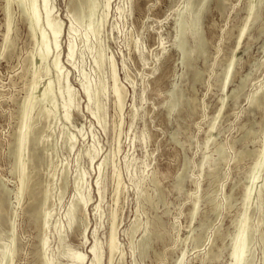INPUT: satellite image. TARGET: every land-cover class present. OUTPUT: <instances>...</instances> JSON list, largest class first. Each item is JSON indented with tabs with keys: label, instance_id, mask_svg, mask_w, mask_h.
I'll return each mask as SVG.
<instances>
[{
	"label": "rangeland",
	"instance_id": "374dc122",
	"mask_svg": "<svg viewBox=\"0 0 264 264\" xmlns=\"http://www.w3.org/2000/svg\"><path fill=\"white\" fill-rule=\"evenodd\" d=\"M94 1L97 7L93 22L96 21L94 25L98 22L100 29L97 38L91 36L86 44L83 29L73 21L75 14L69 0H51L52 11L62 23L60 62L64 74L68 75L67 82L62 79L60 85L63 90L71 88L74 104L69 122L63 120L62 110L57 114L59 117L55 116L57 119L50 130L53 164L45 156L38 171L37 181L41 186H38L36 206L41 212L51 214L44 231L41 218L36 223L28 219V197L24 196L21 205L17 204L18 176L13 173L14 159L10 153L22 122L19 110L32 83L30 53L39 45L34 43L29 23L22 18L14 2L11 5L14 44L7 53H2L6 0H0V183L9 192L7 217L11 220L0 224V264H7L5 251L12 231L17 240L14 264H42L40 241L44 235L48 237L46 256L54 264H74L76 252L85 255L82 264H90L94 241L102 259L95 264H176L182 253V264H228L230 239L236 233V223L243 211L246 179L261 151L264 136V99L260 108L248 109L249 98L264 87V6L261 20L252 26L238 46V63L228 86L222 91L221 79L247 18L248 0H225L222 7L216 1L210 2L200 22L207 45L205 55L192 62L184 78L182 74L186 69L181 63L177 36L179 16L185 11L187 0ZM39 25L35 29L38 36L45 26L42 19ZM70 26L78 33L75 66L66 59ZM49 43L50 55L47 62L42 63V74L47 72L57 91L56 75L49 71L56 52ZM98 51L103 56L101 64L96 63ZM111 59L116 66L119 86L125 92L121 111L111 93ZM194 72L200 73L197 81L193 80ZM243 78L240 96L234 101L229 96ZM81 81L90 82L92 91L97 92L96 103L88 104ZM40 85L38 88L42 90ZM173 88L181 91L186 104L178 114L168 116L163 105ZM222 96L227 97L226 104L216 122L213 140L206 143L209 125ZM95 107L97 118L89 110ZM133 112L134 120L130 124ZM30 114L35 117L36 110ZM40 123L37 128L47 126L46 122ZM118 123L120 128L116 126ZM45 133L42 132V136ZM72 135L75 147L66 151L64 139ZM219 146L222 147L220 155L216 152ZM90 147L97 152L92 164L86 156ZM78 152L81 155L78 166L84 171L82 193L87 204L77 213L76 224L69 229L67 209L74 197ZM203 158L209 162L218 160L210 168L209 163L201 164ZM102 161L99 173L97 168ZM185 161L186 179L179 189L176 178ZM64 166L68 170L67 189L58 200ZM262 171L258 182L264 176ZM116 175L121 178V188L115 196ZM48 182L51 190L47 206V202L43 204V188ZM196 198L199 199L198 211L191 222L190 213ZM112 208H115V236L120 251L109 263L107 244ZM251 215V222L256 225L259 215ZM261 219L263 222L252 243V264H262L264 247L258 235L264 233V198ZM136 220L139 228L131 234L129 228ZM58 228L64 236L63 242L58 240ZM145 229L152 240L148 239L145 253L140 254L136 247ZM196 236L200 238L198 242L191 239ZM212 255L217 258H208Z\"/></svg>",
	"mask_w": 264,
	"mask_h": 264
},
{
	"label": "bare ground",
	"instance_id": "6f19581e",
	"mask_svg": "<svg viewBox=\"0 0 264 264\" xmlns=\"http://www.w3.org/2000/svg\"><path fill=\"white\" fill-rule=\"evenodd\" d=\"M109 1L110 0H106V3H108ZM212 1H216L217 5L222 7L225 0H187L185 11L181 13V15L179 16V20H178L179 32L177 36V48L180 51L181 63L184 65L186 69V71L182 74V78H184L188 74L192 62L196 59H200L202 56L205 55V50H206L207 45L205 42L206 40L204 39L203 34L201 32L202 28L200 27V22L203 19V16L206 14L209 4ZM14 2H16L18 7L20 8L22 18L26 22L29 23L30 36L34 40V43L37 42L36 45L37 44L39 45L37 46L39 48L34 49L30 53L29 62L32 67V76H33L32 83H31V87L29 90V94L26 97V99H24L25 101L24 102L22 101L23 104L21 105L20 110H19V115L21 116L19 118H21L20 120H22V122H21V126L18 132L15 134L14 142L12 144L11 151H10L14 159V162H13L14 168H12L14 170L13 173L18 176V186L15 192V197H16L18 205L20 204L21 200L24 199V196L28 197L30 201L29 210L27 211V214L29 217L28 219H30V222L33 221V223L34 222L36 223L41 218L43 222L41 223L42 228L44 231H46V229L48 228L51 214L49 211L41 212L39 207L36 206V203L38 201L37 199L38 186L40 185L39 182L37 181V176H38L39 167L41 166L42 161L44 160L45 156L47 160H49L50 163L53 164V161L51 159V152H52L51 143L53 140L52 139L53 135L51 132L52 131L51 124L55 119H57V117L55 116L61 110L62 111L60 113H62L63 120L65 122H69L71 118V109L74 104L73 103V92L71 88L69 87L65 88L66 90L65 89L63 90L62 89L63 86L61 87L60 85V82L62 81V79H65L67 82L68 75L67 73L64 74L63 72L64 67L62 66V63L60 62L61 60H60V51H59V48H60L59 47L60 46L59 37L61 34V30H62V23L60 22L61 20H58L59 18H57L56 15H54L52 11L51 0H6L5 8H4L5 32H4V39H3V45H2V53L3 54L7 53L8 50L12 48L14 44V39L12 38L13 36H11V33L14 29V21L12 17L11 5ZM69 6H70L71 11L75 14L73 16V21L75 22V24L79 25L83 29V32H84L83 38L85 37L86 44H88V41H90L89 39L91 38V36H95L97 38L99 34L100 26H98L97 24L98 22L96 23V25H94V22L96 21L93 22V14L97 7L95 1L94 0H69ZM263 6H264V0H248L247 18L245 19L243 26L241 27L239 31L236 46L223 72V77L221 79V84H220V88L222 91H224L226 86H228V83L230 82L234 74L235 66L238 63V46L240 45V42L243 39V37L246 36L248 31L252 28V26L256 22L259 21L261 17V9L263 8ZM84 12H85V15H84ZM119 12L121 13L120 9H119ZM41 19L45 23V26H44L43 31L41 30L42 31L41 34L38 36L37 34H35L36 32L35 29L38 28V26H40L39 24L41 22ZM47 32H48V35L46 34ZM68 32H69V39H68V44H67L66 59L70 65L75 66L74 64L75 61L73 62V60L76 59V58L74 59L75 48L77 49L76 44H75V39L78 36V33L75 31V28L73 26H70ZM95 37H93V39H96ZM48 43L51 45L53 44V49L56 52V54L51 59V68L49 71L52 70V72L56 75L57 82L59 83L57 91L53 89V86L51 85L50 77H48L47 72L45 71V73L42 74L44 72V70L42 71V67H41L42 63H44L43 61L47 62V59L49 58V55H50V48L48 47ZM91 44H93V42H91ZM90 45L89 47H91ZM135 45H137V43H135ZM86 50H87V47H86ZM91 50L93 49L91 48ZM102 58H103L102 52L98 51L97 57H96V63L101 64ZM81 60H82V57H81ZM110 68H111L110 72H111V80H112V89H111L112 92L111 93L113 95V99L115 103H117L118 109L121 111L123 101L125 98V92L119 86L118 79H117L116 66L112 59L110 61ZM199 75L200 73L194 72L193 80L197 81V78L199 77ZM244 80L245 79L243 78L242 83L237 88L231 91L229 98L235 101L238 98V96H240L239 94L241 92L242 84ZM88 81H90V79ZM88 81H81V89L83 90V93L87 98L88 104L92 105L93 103H96L97 101V97H96L97 92L95 93L92 91V88H91L92 85L90 84L91 81L90 82ZM41 83L44 84L43 87H41L42 86L40 85ZM39 85L42 88V90L38 88ZM93 86H96V85L93 84ZM37 88L39 89V91L37 90ZM226 99H227L226 96H222L220 99L219 109L209 125V129H208L209 134L205 141L206 143L207 142L210 143L211 140H213L216 122L217 120H219L218 118L220 114H222L221 111L224 108V105L226 104L225 103ZM263 99H264V87H260L249 98V101H248L249 111H253V110L260 108L261 102ZM58 101L60 102V105L58 104L59 103ZM185 104H186V101L182 99L181 91L176 88H173L170 91L168 100L164 103L163 107L165 108L166 114L168 116H172L174 113L178 114V112L183 109ZM95 108L94 109L89 108L91 115L94 117H96L95 114H97L96 113L97 108L96 109ZM33 110H36L35 117H33L30 114L31 111ZM133 120H134V112L131 113L130 124H132ZM40 122L42 124L43 122H46L47 126L45 127L43 125L42 129L37 128L38 126L37 124ZM116 126L120 128V123H118ZM42 132H46L44 134L45 136H42ZM175 136H176V133H174L172 136L173 140L175 139ZM75 144H76V140H75L74 135L68 136L66 139H64V148L66 151L73 150L75 147ZM216 152L218 153V155H220L222 152V147L219 146ZM243 154L244 153H241L240 156H243ZM86 156L89 162L92 164L97 158V152L95 151L93 147H90L86 151ZM80 158H81V155L78 152L75 156V164L77 168H76V175L74 177L75 178V183L73 187L74 197L72 199V202L69 208L67 209L69 229H72L73 226L76 224L77 213L80 210H82V208L87 204V201L83 196L84 194L82 193L84 171H82L78 166ZM220 159H221V156H220ZM217 160L218 159L216 160L214 159L213 161L209 162L205 158H203L201 164L204 165L206 163H209L208 165H210V168H212L217 163ZM103 163L104 161L98 164L97 169L99 170V173L102 170L101 168H102ZM186 169H187V162L185 161L183 164L182 171L178 174L176 178L177 187L179 189L182 188V185L186 179L185 178ZM262 170H264V136L262 140L261 151L259 152L258 157L254 165L252 166L251 171L246 179L247 181H246V187H245V192H244V197H243V211L240 216V219L236 223V233L233 236V238L230 239L231 240V247H230L231 252L229 254L230 260L228 264H252L253 262L254 251L252 248V243L255 239L254 238L255 233L258 232L259 230L258 226H260L261 222H263L261 219V214H262L263 198H264V176L261 182H258V179L261 177L260 175L263 172ZM67 173H68L67 166H64L61 172V178H60L61 186L59 189L60 194L58 195V200L62 198L63 193L67 189ZM52 176H54V173L51 175V177ZM115 181H116L115 196H116L121 188L120 186L121 178L119 177V175L115 176ZM97 182L99 181L97 180ZM50 187H51V184L48 182L43 188V194H44L43 204H46L48 200V197H49L48 194L51 190ZM8 195H9V192L5 190L0 183V224L2 225H4L3 223L6 224V222L10 223L11 221L9 217H7ZM198 202H199L198 198H196L195 201L193 202V207L190 213L191 222L195 219L197 215ZM47 206H48V202H47ZM98 208H99L98 205L95 206L94 208L96 213L99 210ZM114 209L111 212L110 234H109V240L107 244L109 263L112 262L113 257L117 253H119L118 251H120L116 243V236H115L116 215L114 213ZM249 210H252V212L250 213ZM252 213L253 214L256 213L259 215L257 218L256 225L252 224L251 222ZM95 215L97 216V214ZM138 228H139V223L136 220L132 224V226H130L129 228L130 233L131 234L134 233ZM57 230H58V240L59 242H63L64 236L62 235L59 228ZM145 230H146L145 233L141 237L136 247V249L139 250L140 254L145 253L147 249V245H148L149 233L147 232V229ZM12 232L13 233L10 234L11 235L10 242H9L10 244L8 245L5 251V254H6L5 257H6L7 264H14L13 262H14V259L17 253V240L14 235V231ZM191 239L194 242H198L200 238L199 236H196V237H191ZM258 240L262 243L264 247V233H259ZM40 245H41L40 249L43 251V254H42L43 263L42 264H54L53 261L48 259L46 256L47 245H48V237L46 235H44L43 238L41 239ZM131 246H132V250L134 251L135 248L133 247L132 243H131ZM91 251H92L93 259L91 260L90 264H95V263L100 262L102 259L100 260L101 256L99 257V255L97 254V242L96 241H94L93 245L91 246ZM62 255H64V253ZM74 255H75L74 261H73L74 264H82L85 259V255L81 254L80 252H76L74 253ZM183 258H184V254L182 253L181 257L177 260L176 264H182L184 261ZM208 258L215 260V258H217V255H212V257L209 256ZM262 264H264V249H263V256H262Z\"/></svg>",
	"mask_w": 264,
	"mask_h": 264
}]
</instances>
